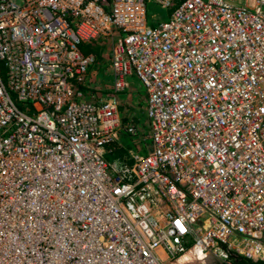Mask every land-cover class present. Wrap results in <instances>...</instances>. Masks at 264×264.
<instances>
[{
	"label": "built area",
	"instance_id": "2783aa9c",
	"mask_svg": "<svg viewBox=\"0 0 264 264\" xmlns=\"http://www.w3.org/2000/svg\"><path fill=\"white\" fill-rule=\"evenodd\" d=\"M130 77L153 145L110 162ZM263 237L264 0H0V264L257 262Z\"/></svg>",
	"mask_w": 264,
	"mask_h": 264
},
{
	"label": "rangeland",
	"instance_id": "374dc122",
	"mask_svg": "<svg viewBox=\"0 0 264 264\" xmlns=\"http://www.w3.org/2000/svg\"><path fill=\"white\" fill-rule=\"evenodd\" d=\"M178 0H175V3H177ZM237 1V0H236ZM146 21L147 25L149 27H155L160 22H163L166 18L168 13L170 12V9H164L155 4L154 2H150L149 4H146ZM94 42V41H93ZM92 43V42H91ZM113 46L112 38H100L97 45H95L92 50L95 48L98 49V54H92L94 57H97V61L95 58V67L92 69L94 72V75L97 70L98 80V93L102 94L104 92H108L112 87L111 80L108 78V73L111 74L110 70V54L111 49ZM99 55V58H98ZM109 69V72H108ZM135 82H138L135 80ZM139 83V82H138ZM92 84V83H91ZM110 92V91H109ZM123 94V92H122ZM125 99V96L124 98ZM141 100H138V103H133L132 107L129 109L128 104L122 105L120 108L123 111L128 110V114L130 117L126 116L122 123V131L120 133V140L118 144L122 145V148L120 150H117L113 154H108L106 156V159L110 162L112 161H121L125 158V155L127 153H136L138 155H145L147 150L152 148L153 143L151 140H146L145 142L142 141V137L140 135L142 134H148V126H147V119L144 118V97L140 98ZM18 108L21 110L23 109L22 105H18ZM119 111L121 112V110ZM122 111V112H123ZM126 112V113H127ZM134 114L132 116L131 114ZM122 117V116H121ZM125 117V116H124ZM134 124L138 129V135L139 136H129L125 132V126L128 124Z\"/></svg>",
	"mask_w": 264,
	"mask_h": 264
},
{
	"label": "crops",
	"instance_id": "0c3cea01",
	"mask_svg": "<svg viewBox=\"0 0 264 264\" xmlns=\"http://www.w3.org/2000/svg\"><path fill=\"white\" fill-rule=\"evenodd\" d=\"M169 14V13H168ZM167 17H168V15H167ZM167 19V18H166ZM165 19V20H166ZM95 67V66H94ZM93 67V68H94ZM92 68V69H93ZM108 72H109V69H108ZM88 78H89V87H91V92L93 93V94H95L96 95V97H98V98H103V97H107V96H109L111 93H112V87H110L111 89L110 90H108V92H104V93H102V94H100V93H98L97 91H94V90H96V89H98V78H100V77H98V75H97V70H96V73H95V75H94V72H93V70L90 72V74H89V76H88ZM108 78L111 80V83L113 82L112 81V76H111V74L110 73H108ZM135 80L136 81H138L135 77H130V78H128L127 79V87H126V90L125 91H123V94L122 93H119L118 95H117V100H118V108L120 109L121 107H122V105H124V104H128L130 107H129V109L132 107V105H133V103H135V102H137L138 103V100H141L140 98H143L144 97V118H146L145 117V107H146V97H145V94H144V91H143V88H142V86H141V84H140V82L138 83V82H135ZM90 81H91V85H90ZM110 91V92H109ZM124 96H125V99H123L124 98ZM125 106V105H124ZM121 110V109H120ZM123 110H121V112L119 111V115H120V117H121V120H123L124 118H126V116H128V117H130L129 116V114H128V110H126V111H123ZM127 112V113H126ZM134 114L135 113H133V114H131L132 116H134ZM125 116V117H124ZM121 133V132H120ZM120 140V139H119ZM121 145V144H120ZM122 146V145H121Z\"/></svg>",
	"mask_w": 264,
	"mask_h": 264
},
{
	"label": "trees",
	"instance_id": "16d2710c",
	"mask_svg": "<svg viewBox=\"0 0 264 264\" xmlns=\"http://www.w3.org/2000/svg\"><path fill=\"white\" fill-rule=\"evenodd\" d=\"M98 42H99V39H97L96 41H94V42H92V43H90L88 45H84V46L82 45V46H80V49L82 50V52L84 54H95V55H97L98 54V49L95 48L94 50H92V48L95 45H97ZM95 58H96V61H97L98 60L97 57H95ZM98 58H99V55H98ZM262 242L264 243V237H263ZM233 262H234V264H264V260L257 261V262H253L251 260H248V259H245V258H241V257L234 258L233 259Z\"/></svg>",
	"mask_w": 264,
	"mask_h": 264
},
{
	"label": "bare ground",
	"instance_id": "6f19581e",
	"mask_svg": "<svg viewBox=\"0 0 264 264\" xmlns=\"http://www.w3.org/2000/svg\"><path fill=\"white\" fill-rule=\"evenodd\" d=\"M94 66H95V57H94V64H93V67H94ZM93 67H92V68H93ZM92 68H91V71H92ZM90 85H91V82H90ZM90 88H91V87H90ZM94 91H95V90H94ZM184 259H185V260H186V259H188V255H187V256H185V258H184ZM183 261H184V260H183Z\"/></svg>",
	"mask_w": 264,
	"mask_h": 264
}]
</instances>
